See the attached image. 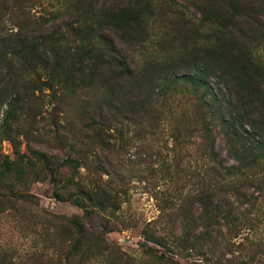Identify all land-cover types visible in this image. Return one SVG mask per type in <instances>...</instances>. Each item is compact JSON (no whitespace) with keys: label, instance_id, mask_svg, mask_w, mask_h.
Wrapping results in <instances>:
<instances>
[{"label":"rangeland","instance_id":"1","mask_svg":"<svg viewBox=\"0 0 264 264\" xmlns=\"http://www.w3.org/2000/svg\"><path fill=\"white\" fill-rule=\"evenodd\" d=\"M2 1L8 7L2 20L7 31L20 27L30 35L52 37L83 57L93 41L96 53L113 54L117 62L107 64L106 57V64H77L64 88H56V100L44 90L41 104L23 112L19 133L0 140L1 155L17 159L18 149L24 167L59 171L43 180H35L34 172L23 182L10 180L16 195L2 192L0 264H155L148 254L156 248L177 264H224L231 255L219 250L220 259L215 251L191 255L168 237L170 231L181 232L179 225L167 222L164 215L170 210L162 207L175 180L159 167L161 160L170 163L172 154L189 151L185 141L193 154L199 149L195 104L198 98L211 100L209 91L231 109L249 111V96L237 92L227 74L230 67L231 74L239 71L235 58L264 70V0ZM237 47L241 55L235 54ZM96 65L103 73L97 79L88 69ZM199 71L209 91L169 83ZM144 97L150 101L138 103ZM220 137L215 146L227 158ZM33 151L45 153L47 160L40 161ZM67 158L80 162L68 166ZM189 164L204 167L207 161L193 156ZM73 199H83L90 210ZM97 199H104L102 209ZM72 219L84 223L90 242L79 253L70 251ZM144 231L167 244L147 241ZM96 235L99 245L93 246Z\"/></svg>","mask_w":264,"mask_h":264},{"label":"trees","instance_id":"2","mask_svg":"<svg viewBox=\"0 0 264 264\" xmlns=\"http://www.w3.org/2000/svg\"><path fill=\"white\" fill-rule=\"evenodd\" d=\"M17 8L22 9L21 6ZM7 10V5L0 0V140H12L13 134L19 133L16 128L23 112H29L32 107L41 104L44 90H50L51 98L56 100V88L59 85L64 88L77 64L83 61H98L103 64L106 57L107 64L117 62V57L113 54L96 53L93 41L88 42L89 49L83 57L67 43L53 40L52 37L30 35L19 29L20 27L16 31H7L2 25ZM12 10L14 9L11 8L8 12L12 13ZM107 44L114 52V43L107 39ZM235 54L241 55L239 47ZM233 63L239 71L234 70L231 74L230 67L227 75L233 76L237 92H245L249 96L248 112L240 109L241 107L231 109L226 105L227 102L224 103V98L209 91L211 88L202 79V71L175 76L169 81L173 86L191 83L197 85L196 87H203L211 93L212 99L198 98L195 104L194 115L199 122L201 139L199 149L193 154L190 152V144L185 141L189 151L182 155L172 154L170 163L160 161L159 171L163 172V176L166 174L175 180L170 193L166 194L171 198H166L162 207L170 210L164 215L167 222L181 228L179 235H172L170 231L167 233L168 237L182 244V248L191 255H213L215 251L216 259H220L219 250L221 255H231L225 259L224 264H264V70H260L253 63L243 66L238 58ZM229 64L231 65V60ZM122 66L126 74L131 73L123 60ZM88 69L96 79L103 76L100 65H96L95 69ZM41 73L45 80H41ZM103 80L107 82L105 77ZM108 80L112 81L111 77ZM109 86L112 92L111 84ZM158 99L159 97L153 100ZM145 101L150 100L144 97L138 103ZM218 136L223 141L227 158L216 149ZM33 153L42 162L48 158L45 153ZM15 155L17 159L12 160L0 154L2 197V192L8 196L16 195L10 180L23 182L33 172L35 180H43L47 174L55 176L59 173L58 169L52 167H24L18 149ZM193 156L206 160L207 165L191 167L189 162ZM184 158L185 166H181ZM231 158L233 163L229 161ZM65 160L68 166H75V163L78 166L80 162L72 158ZM170 167L175 168L171 171ZM103 200L95 201V204L100 205L99 209L105 204ZM72 202L87 210L86 212L90 210L86 208L83 199H73ZM69 222L74 230L70 251L79 253L80 249L87 248L90 244L85 236L84 223L77 219ZM98 237L96 235L94 238L98 242H93V246L99 245ZM144 238L159 247L167 244L163 237L148 235L146 231ZM159 250L160 252L157 248L151 249L148 254L155 264H177L162 248Z\"/></svg>","mask_w":264,"mask_h":264}]
</instances>
